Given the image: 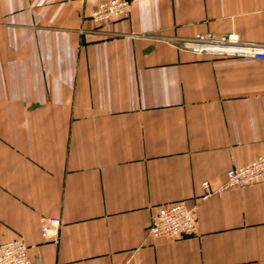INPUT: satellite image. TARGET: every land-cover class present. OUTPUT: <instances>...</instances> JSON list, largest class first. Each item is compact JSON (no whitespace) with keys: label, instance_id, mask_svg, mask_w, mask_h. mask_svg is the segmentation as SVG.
I'll return each mask as SVG.
<instances>
[{"label":"crops","instance_id":"crops-1","mask_svg":"<svg viewBox=\"0 0 264 264\" xmlns=\"http://www.w3.org/2000/svg\"><path fill=\"white\" fill-rule=\"evenodd\" d=\"M107 1L0 0V243L32 264H264V181L202 186L264 155V60L177 47L264 48V0H129L98 24ZM179 201L196 233L149 237Z\"/></svg>","mask_w":264,"mask_h":264},{"label":"built area","instance_id":"built-area-1","mask_svg":"<svg viewBox=\"0 0 264 264\" xmlns=\"http://www.w3.org/2000/svg\"><path fill=\"white\" fill-rule=\"evenodd\" d=\"M131 10L129 0H109L100 3L92 12L91 18L98 24L127 17ZM179 49L198 55H225L242 59L264 60V48L256 47L243 41L235 33H225L219 36L197 35L183 39ZM264 181V155L240 166L230 168L226 172V180L215 189H210L207 181L202 183L205 195H220L227 190L241 189L255 181ZM60 220L45 218L40 226L44 240L56 242L59 238ZM197 222L194 208L179 201L160 207L152 216L148 228V236L152 238L165 237L176 239L196 233ZM0 264H32L26 243L23 239H14L0 243ZM121 264H137L126 261Z\"/></svg>","mask_w":264,"mask_h":264}]
</instances>
